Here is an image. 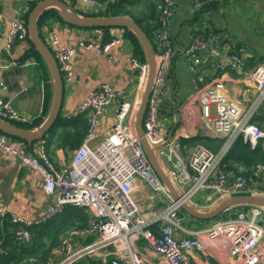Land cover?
I'll return each instance as SVG.
<instances>
[{"label":"built area","instance_id":"built-area-1","mask_svg":"<svg viewBox=\"0 0 264 264\" xmlns=\"http://www.w3.org/2000/svg\"><path fill=\"white\" fill-rule=\"evenodd\" d=\"M78 9L83 5L89 11L97 12L114 0H77ZM161 3L157 25L153 31L155 44V74L148 97L143 132L159 161L165 166V174L177 190L175 198L161 181L149 162L135 132L134 121L142 96L132 100L120 90L103 82L92 89L87 97L66 118L82 115L86 119V132L82 142L71 151L67 164L57 166L51 159L47 140L41 136L35 152L29 151L24 142L5 133H0V151L4 157L18 159L21 165L40 173L43 191L48 199L44 208L34 219H26L9 213L0 206V217H9L17 226L14 238L17 241L31 240V227L46 223L62 214L67 206L83 209L89 214L84 227H71L60 237L53 257L47 262L30 259L29 264H81L94 261L95 264H139L136 241H146L165 264H193L189 251H199L203 255L215 254L222 258L228 254L230 264H264V207L251 204L245 213L236 219L217 220L211 227L192 232L189 237H177L176 229L186 232L181 225L179 211L187 203L197 208L193 196L201 191L209 209L222 199L236 194H260L244 175L246 168L233 162L227 170L222 162L226 150L234 140L241 138L250 150L264 151V130L252 117L256 113L264 115V59L247 70L243 56L244 48L222 57L219 38L212 33L196 32L184 49L188 69L193 71L202 57H217L231 69L242 71V79L257 90V98L252 106L241 110L240 101L228 97L225 82L219 75L204 85H196L193 98L200 104L201 126L212 137L225 136L224 145L218 152L197 143L185 148L181 137L170 138L160 133V99L168 92L164 83L169 64L174 55L170 37L175 4L179 0H159ZM201 0H196L199 5ZM91 13V12H90ZM28 38V29L23 19L12 20L6 34L5 53L9 57L8 66L18 64L19 46ZM59 71L66 82L73 77L71 64L75 47L61 44L57 35H48ZM123 42L122 36H112L104 42L78 40L77 45L94 50L97 55L113 58L112 50ZM130 63L140 70L143 83L148 65L138 63L134 54L129 55ZM223 73V72H222ZM7 87L0 81V91ZM109 105L115 107V121L108 131L102 132L100 120ZM0 118L5 121L31 123L35 116L20 111L0 94ZM264 173V162L253 169L254 175ZM137 179L151 188L146 207H142L133 196ZM157 197V198H156ZM168 203L156 207V200ZM158 225L157 231L153 227ZM94 239L88 241L89 237Z\"/></svg>","mask_w":264,"mask_h":264},{"label":"crops","instance_id":"crops-1","mask_svg":"<svg viewBox=\"0 0 264 264\" xmlns=\"http://www.w3.org/2000/svg\"><path fill=\"white\" fill-rule=\"evenodd\" d=\"M61 1L69 9L78 11L81 15L102 16L105 14H99L100 10L97 12L89 11L83 5L80 7L81 9H78L79 5L77 0ZM31 2L32 0H0V81H4L7 85L5 90L0 91V94L3 99L8 95V85L11 82L5 79L3 73L20 68L19 73L13 72L7 75V77L13 76L14 82L18 87L22 86L21 90L24 92V95L20 97V106L9 103L20 111L34 115V119H37L42 115L41 110L45 95L44 89L47 81L50 83V93L52 91L49 68L43 58L42 61L41 58L38 60L30 55L25 57L26 52L31 48L28 38L19 46L17 65L8 66L9 57L5 53L6 34L10 22L12 20L23 19L27 26L24 15L30 9ZM226 2L227 0H201L199 5L196 4V0H179L176 2L170 29L174 55L169 64L164 81L168 92L160 99V117L165 116L164 122L160 120L159 126L160 133L163 136L170 138L180 135V132H182V142L185 139L206 138L210 140V146L216 151H219L223 146L226 137H212L202 128L201 107L199 102L193 98L195 86L204 85L208 81L221 75L225 82L228 97L239 100L242 111L254 104L257 92L255 88L251 87L252 85L246 84L243 81L241 70L231 69L228 65L222 66L221 63L223 62L217 57L203 56L201 62L195 66V69L190 71L187 66L188 58L184 54V49L190 43L192 36L199 31L207 34L212 33L219 38L221 47H225V50H222V57L227 54L236 53L234 51L244 48L243 56L246 60L247 70L253 68L255 63L264 59V53L259 54L253 50H249L241 39L235 38L237 34L228 32L226 29L228 25L224 21V5ZM112 3L121 5L120 8L123 10V14L119 16L129 17L136 21L137 24H147L152 29L151 35L153 36L161 6L159 0H114ZM256 5L258 8L264 10L263 2L261 5L260 3ZM107 7L106 9L103 7L101 10L106 12L108 10ZM92 13L95 15H89ZM263 28L264 25L260 27L261 30ZM39 30L44 35L43 41H45V44H49L48 35L54 33L57 35L61 44H71L75 47V53L71 61L74 71L71 81L69 83L66 82L61 75L63 85L64 83L66 84V89L63 87L60 108V113L62 111L61 115L64 118L67 113L72 111L74 107L87 97L92 89L103 82H108L114 89L123 92L128 100H132L140 94V85L142 84L140 70L135 68L129 61V55L134 54V46L126 36L127 31L125 27H79L77 25H71L55 15H47L44 17ZM115 35L122 36L123 42L113 48L112 59H108L105 55H97L94 50L85 49L77 45L78 40L93 39L98 42H104ZM239 37L244 36L240 35ZM138 63H146L148 65L145 56L142 60L138 59ZM36 70H38V73ZM146 80L147 76L144 81L145 84ZM50 105L51 97L48 110L42 116V121L47 116ZM165 109L167 110L166 113H164ZM252 119L264 129V115L262 113H256ZM114 121L115 107L114 105H109L101 116L100 128L102 132L108 131ZM221 139H224L223 143H221ZM236 140H234V143H237ZM37 142L38 139L34 141L28 140L24 145L29 151L35 152ZM214 145L218 147H214ZM47 147L52 161L57 166L62 167L69 162L72 150L53 147L48 144V141ZM232 163H224L227 170L233 168ZM159 164L164 171V163L159 161ZM243 166L246 168L244 173L248 172L249 169L245 165ZM260 175L259 178H261L262 182L258 184L262 185L264 183V173ZM42 183V176L39 172L21 165L18 159L2 156L0 151V206L7 211V215L9 213H15L26 219L36 218L48 201L43 191ZM150 193L151 188L141 179H137L136 187L133 189V196L142 207H146L148 202L147 197ZM206 193L207 191H201L193 196L194 201L197 202L196 209L200 211L206 210L203 206L206 204L204 198ZM231 208L248 209L249 206L247 204H239L229 207V209ZM232 212L234 211L228 212V214ZM221 218L223 217L219 215L212 219H203L183 213L181 225L187 231L182 232L176 229L175 235L177 237H189L192 235V232L208 227L213 222L221 220ZM0 219H8V217H0ZM157 227L158 225L153 227L155 232L157 231ZM135 244L137 248L136 253L140 259L139 264H165L159 254L148 246L144 239L139 238ZM0 249L2 250V247ZM188 256L193 264H230L229 261L231 260L228 254L222 258H218L215 254L206 256L196 250L189 251ZM128 264H132L129 258Z\"/></svg>","mask_w":264,"mask_h":264},{"label":"trees","instance_id":"trees-1","mask_svg":"<svg viewBox=\"0 0 264 264\" xmlns=\"http://www.w3.org/2000/svg\"><path fill=\"white\" fill-rule=\"evenodd\" d=\"M38 1L40 0H35V1L32 0L30 9H28V11L24 15L26 22L29 13L31 12L32 8L35 6V4ZM120 7H121L120 4L110 3V5H108L107 7L109 12H107L108 11L107 10L104 15H108V14L122 15L123 10ZM47 15H55L56 17L63 19V17L59 14L58 9L54 7L45 9V11L39 16L37 20L38 31L40 33V36H41V32L39 28L42 21L44 20V17H46ZM89 15H95V14L92 13ZM138 25L147 35L155 51L154 37L151 35L152 29L148 27L147 24L146 25L138 24ZM156 25H157V21H156ZM102 27L107 28V26H102ZM125 30L127 31L126 36L131 40L134 46V52H133L134 56L139 60L144 59L145 56L144 49L141 43L139 42L138 38L135 36V34L132 31L128 30L126 27ZM150 35L152 37V40L150 38ZM28 41L31 45V48L28 52H26L27 54H25V57L30 55V56H34V58L38 60H40L41 58V60L43 61L40 53L37 51L36 47L29 39V36H28ZM44 90H45V95L43 101V108L41 110L42 115L39 118L34 119L31 123H24V124L15 123V125L30 129L32 127L38 126L42 122V116L48 110L49 101L51 97L49 81H47V83L45 84ZM252 121L255 120L252 119ZM86 127L87 124L84 116L78 115L74 118L67 119L64 118L62 115L60 116V112H59L51 128L52 133H50L48 137L45 138L48 141V144L52 145L53 147H60V148L73 150L76 147H78L82 142L86 132ZM0 133H4V132L0 131ZM40 138L41 137L37 139ZM29 141H34V140H29ZM209 141L210 140L206 138H194L190 140L185 139L183 144L185 148L188 149L190 147H193L197 143H200L210 148L212 151L216 152V150H214L210 146ZM236 141L237 143H234L231 147H229L226 150L222 162L225 164H229L230 162H237L245 165L249 170L248 172L244 173V175H246L249 182H252L253 186L255 187L256 186L262 187L260 184H258L262 182L261 178H259L261 175H254L253 169L257 164L264 162V151L261 150L260 148H257L255 150H250L248 146L242 142L241 138H238ZM214 147H218V146L214 145ZM233 210L234 208H231L223 212L220 215V217H227L228 212H231ZM89 217H90L89 214L86 213L83 209L76 208L73 206H67L62 214L47 221L46 223L32 226L31 227L32 237L31 240L28 242L15 240L14 234L16 232L17 226L11 223L9 217L8 219H3V220L0 219V247H2V250L0 249V264H29L30 259H34L38 262H47L50 259V257L54 255L55 252L53 253V250L56 247H58L60 242V237L63 235V233L71 227L86 226L88 224ZM81 264H95V262L82 261Z\"/></svg>","mask_w":264,"mask_h":264},{"label":"water","instance_id":"water-1","mask_svg":"<svg viewBox=\"0 0 264 264\" xmlns=\"http://www.w3.org/2000/svg\"><path fill=\"white\" fill-rule=\"evenodd\" d=\"M50 7L58 9L60 15L68 23L81 27L124 26L128 30L132 31L138 38L144 49L145 57L148 63V74L140 104L136 112L134 128L149 162L152 164L161 181L168 187L172 195L177 198L178 193L174 185L171 183L170 179L163 171L153 148L149 145L146 138L144 137L143 118L151 87L153 85V78L155 74V53L153 46L145 32L136 23V21L129 17L111 14L102 16L81 15L78 11L69 9V7L61 0L38 1L28 15L27 28L29 39L32 41L37 51L46 62L50 71L52 84L50 109L45 119L33 129H27L17 126L0 118V131L15 138L23 140H36L37 138L43 136L51 130L60 112L63 94V82L61 73L51 50L47 47V45L41 38L37 25L39 16L45 11V9ZM19 70L20 68L3 73L5 79L7 81H11L8 85V95L4 97V101L16 104L18 106H20V97L24 95V92L21 90L22 86L18 87V85L14 82L13 76L8 78L7 75L12 74L13 72L19 73ZM239 204H258L264 207V196L260 194H236L222 199L214 207L204 211H200L187 203H183L182 208L189 215H193L195 217L203 219H212L225 212L227 209H229V207Z\"/></svg>","mask_w":264,"mask_h":264},{"label":"rangeland","instance_id":"rangeland-1","mask_svg":"<svg viewBox=\"0 0 264 264\" xmlns=\"http://www.w3.org/2000/svg\"><path fill=\"white\" fill-rule=\"evenodd\" d=\"M262 2L264 3V0H227V2L224 5L225 6L224 21H225L226 25H228L226 27L228 32H230V33L234 32L235 34H237V36L235 38L241 39L245 43V45L247 46V48L249 50H253L254 52L259 53V54L264 53V28H263V30L260 29V27H262L264 25V10H262L261 8H258L256 4L260 3V5H261ZM101 13L104 14L105 12L100 10L99 14H101ZM240 35H242L244 37H239ZM41 36H42V39L44 40V35L41 34ZM150 38L152 40L151 35H150ZM46 45H49V44H46ZM49 46H47V47L52 51L51 47H49ZM36 71L38 73V70H36ZM63 87H64V89H66L65 83H64ZM144 87H145V82L142 83V88L144 89ZM256 92H257V90H256ZM256 98H257V96H256ZM166 111L167 110L165 109L164 113H166ZM61 114H62V111L60 113V116H61ZM168 116H171V115H168ZM164 118H165V116L160 117V120L164 122ZM7 122H10L12 124H15V123L21 124L22 123V122L9 121V120ZM22 124H24V123H22ZM261 129L264 130L263 128H261ZM50 133H52V129L50 131H48L46 134H44V136L48 137V135ZM20 140H22L24 143L28 142V140H23V139H20ZM220 141H221V143H223L224 139H221ZM216 152H218V151H216ZM261 186L262 187H260V186L259 187L253 186V187L255 188L254 189L255 191L259 192L261 190H264V189H262V188H264V183ZM261 192L263 193V196H264V191H261ZM167 204L168 203L165 201V199L163 201H160L157 199L155 202L156 207H164V206H167ZM247 205L249 207L251 206V204H247ZM233 211L234 212H232L231 214H228L227 217H223L221 219H223L224 221H227L230 219H236L241 212L245 213L247 211V208H236ZM183 213H187V212L182 208L181 211H179V215L182 216ZM262 223H264V220L262 221ZM209 227H211V225H209ZM93 239H94V237L90 236L88 241H91Z\"/></svg>","mask_w":264,"mask_h":264},{"label":"clouds","instance_id":"clouds-1","mask_svg":"<svg viewBox=\"0 0 264 264\" xmlns=\"http://www.w3.org/2000/svg\"><path fill=\"white\" fill-rule=\"evenodd\" d=\"M66 118V117H65ZM44 136V135H43ZM45 137V136H44ZM234 144V143H233ZM224 145V144H223Z\"/></svg>","mask_w":264,"mask_h":264}]
</instances>
